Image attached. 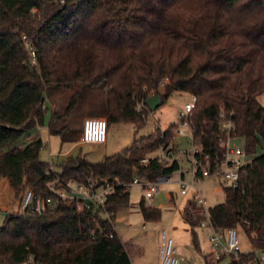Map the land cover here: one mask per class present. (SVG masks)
<instances>
[{"label":"trees","instance_id":"1","mask_svg":"<svg viewBox=\"0 0 264 264\" xmlns=\"http://www.w3.org/2000/svg\"><path fill=\"white\" fill-rule=\"evenodd\" d=\"M163 83L164 103L175 91L197 96L190 125L212 164L225 150L220 125L226 119L234 123L232 137L243 138L246 153L256 154L264 140V0H0V177L9 179L18 198L27 187L56 195L48 186L52 165L40 159L42 139L21 143L28 130L45 123L49 95L72 92L64 113L52 111L49 130L73 141L74 131L67 136L55 122L71 115L89 89L105 88L95 116L107 117L109 126H142L146 100ZM177 126L149 148L168 144ZM136 146L100 162L68 156L57 173L65 180L119 178L109 199L117 212L129 204L137 176L156 180L181 168L177 159L145 164ZM224 190L225 201L209 208L211 222L250 237L255 250L229 264H255L264 251V152L238 188ZM196 208L190 200L184 210L192 226L203 217ZM141 211L146 220L162 216L160 207L144 201ZM132 250L114 218L78 210L74 201L43 214L10 213L0 227V264H133Z\"/></svg>","mask_w":264,"mask_h":264},{"label":"rangeland","instance_id":"2","mask_svg":"<svg viewBox=\"0 0 264 264\" xmlns=\"http://www.w3.org/2000/svg\"><path fill=\"white\" fill-rule=\"evenodd\" d=\"M104 94L105 88L103 89L102 86L89 89L83 102L79 101L71 115L62 116L55 122V128L63 129L62 127H65L63 133L68 132L67 136H69L70 131H74L75 140L73 141L63 140L61 133H53L49 130L52 111L64 113L66 106L69 105L72 92H56L52 96L49 95L46 98L49 111L46 114L45 123L28 130L21 139V143L26 144L35 138L42 139L43 146L40 150V159L50 162L56 172L60 170L58 164L68 156H82L92 162H100L108 155L123 151L134 142L137 145L135 147L137 155L155 156L159 153L160 145H164V143L154 149L149 148V146L156 143L158 137L170 125H179L180 111L184 109L185 103L190 99V93L175 91L157 109L150 110L147 107L149 114L144 125L114 123L109 126L106 143H82L81 135L84 120L87 117L97 115L96 111L101 108ZM159 94L162 96L164 94V83L159 88ZM260 99L264 102V93ZM139 106L142 105L139 104ZM97 117L107 118L105 116ZM186 132V135L180 137H175L174 132L172 138L168 140V147L173 156L180 161L181 170L174 172L171 180L160 182V191L152 199L146 198V189L142 184L132 183L129 187V204L116 212L114 217L115 229L122 241L133 248L131 251L133 264H161L164 233L168 238L174 240L179 264H229L232 259H239L236 256H226L222 261L214 259L210 252L209 242L212 227L210 224H201L203 221L208 223V215L203 216L195 226H192L184 218L185 207L194 195L192 191L188 195L182 194V188L178 182L181 172L184 173L187 181L193 180L191 162L193 143L190 137V129H186ZM236 146L245 149L244 139L234 138L231 141V147L235 148ZM263 152L264 140L262 145L258 147L256 154H248V159H253ZM227 183L219 176H210L200 180L199 190L207 200V210L225 201L224 186H227ZM27 190L32 189L27 187L18 198L10 186L9 179L0 177V227L4 225L8 214L22 210V198ZM142 201L146 206L160 207L162 209L161 218L157 221L146 220L141 211ZM238 235L242 253L255 250L249 235L244 230L238 228Z\"/></svg>","mask_w":264,"mask_h":264},{"label":"built area","instance_id":"3","mask_svg":"<svg viewBox=\"0 0 264 264\" xmlns=\"http://www.w3.org/2000/svg\"><path fill=\"white\" fill-rule=\"evenodd\" d=\"M196 103L197 96L190 94V99L185 103L184 109L180 111V123L174 131L175 137H180L187 134L186 129H190V137L193 143L191 152L193 180L190 182L187 181L184 173L181 172L178 182L181 185L182 194L188 195L190 191L194 193L191 200L196 204V212L202 216H209L208 223L203 221L201 224H210L212 227L209 242L210 252L214 259L220 260L226 256L239 257L241 243L238 228H218L213 226L209 209L207 210L206 208L207 200L199 190V182L206 177L219 176L228 182L227 186L236 189L239 186L241 176L247 173V167L252 164L253 159H248V154L243 147H231V141L234 139L231 135L234 123L232 120L226 119L220 125L222 132L220 140L225 150L220 161L212 164L209 153H205L202 144L194 138L190 125V117L196 107ZM140 105L143 106V104ZM142 106H139V108ZM108 129L109 123L107 118L97 116L87 117L84 120L81 142L106 143L108 140ZM219 156L216 154L217 158ZM151 159H157L159 162L165 163L167 161L172 162L176 158L171 153L168 144L164 143V145H160L157 155L146 156L142 162L148 164ZM49 175H51V179L48 182V186L55 191L56 195L43 196L35 193L33 190H27L22 198L21 212L43 214L56 209L65 201H74L78 210L97 211L100 216L107 219H113L115 217L116 212L109 209V199L115 194L117 187L121 185L119 178H115L114 181L106 177L100 179L88 178L87 181H79L74 178L65 180L54 170ZM171 178L172 174L156 180H148L137 176L133 180V183L142 184L146 189V198L152 199L160 191V182L169 181ZM113 235L110 234L111 237ZM161 260V264H179V259L176 256V248L174 247V240L168 238L165 233L163 234ZM255 264H264V251L258 252Z\"/></svg>","mask_w":264,"mask_h":264},{"label":"water","instance_id":"4","mask_svg":"<svg viewBox=\"0 0 264 264\" xmlns=\"http://www.w3.org/2000/svg\"><path fill=\"white\" fill-rule=\"evenodd\" d=\"M164 103V99L161 94L155 93L150 95L147 100H146V106L150 110H155L157 109L160 105Z\"/></svg>","mask_w":264,"mask_h":264},{"label":"crops","instance_id":"5","mask_svg":"<svg viewBox=\"0 0 264 264\" xmlns=\"http://www.w3.org/2000/svg\"><path fill=\"white\" fill-rule=\"evenodd\" d=\"M262 95V94H261ZM261 95L259 96V100H260V102L264 105V102H263V100H261L260 99V97H261ZM178 160V159H177ZM179 161V160H178ZM180 162V161H179ZM180 166H181V163H180ZM53 167V166H52ZM53 170H54V167H53ZM55 171V170H54ZM163 240V239H162ZM162 244H163V242H162ZM216 260V259H215ZM221 261H222V259H220ZM220 260H218V261H220ZM22 264H28V263H22Z\"/></svg>","mask_w":264,"mask_h":264}]
</instances>
